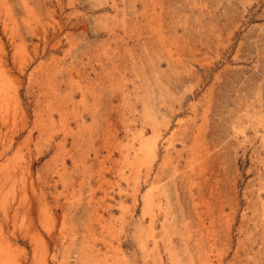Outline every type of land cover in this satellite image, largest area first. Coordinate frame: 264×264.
<instances>
[{
    "label": "rangeland",
    "instance_id": "obj_1",
    "mask_svg": "<svg viewBox=\"0 0 264 264\" xmlns=\"http://www.w3.org/2000/svg\"><path fill=\"white\" fill-rule=\"evenodd\" d=\"M0 264H264V0H0Z\"/></svg>",
    "mask_w": 264,
    "mask_h": 264
},
{
    "label": "bare ground",
    "instance_id": "obj_2",
    "mask_svg": "<svg viewBox=\"0 0 264 264\" xmlns=\"http://www.w3.org/2000/svg\"><path fill=\"white\" fill-rule=\"evenodd\" d=\"M146 143V142H145ZM144 142L142 143V144H145ZM146 146V145H145ZM150 146V145H149ZM149 148H151V146L149 147Z\"/></svg>",
    "mask_w": 264,
    "mask_h": 264
}]
</instances>
